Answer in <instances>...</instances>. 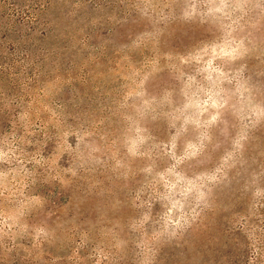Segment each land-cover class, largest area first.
I'll return each instance as SVG.
<instances>
[{
	"label": "rangeland",
	"instance_id": "obj_1",
	"mask_svg": "<svg viewBox=\"0 0 264 264\" xmlns=\"http://www.w3.org/2000/svg\"><path fill=\"white\" fill-rule=\"evenodd\" d=\"M12 1L0 0V264L254 258L264 0H48L33 21L16 12L31 0Z\"/></svg>",
	"mask_w": 264,
	"mask_h": 264
},
{
	"label": "trees",
	"instance_id": "obj_2",
	"mask_svg": "<svg viewBox=\"0 0 264 264\" xmlns=\"http://www.w3.org/2000/svg\"><path fill=\"white\" fill-rule=\"evenodd\" d=\"M27 0H25L24 2H26ZM32 1V4L29 3V4H24L22 8H18V10H16V12L18 13H23L27 16V18L31 21L35 20L36 19V12H38L40 10L41 7H44L46 6V3L48 0H45L44 1V4L42 3L41 4V1L39 0H31ZM20 3V0H13L12 2H9V4H16L18 5ZM43 34V33H42ZM55 54H51L50 57H53ZM21 57L24 59V60H27V53L26 52H23L21 54ZM47 57V52L45 51V49H41V54H38V57L34 60L31 61L30 63V71H29V74H28V77H30L31 79H36V77L38 76H42L40 75L41 74V70H42V66H43V60ZM41 60V65H38V62ZM36 65V66H35ZM35 66V67H34ZM34 67V68H33ZM33 68V70H31ZM26 101H30V99H25ZM53 204L55 206L56 205V201L55 199H53ZM54 207V206H53ZM256 255L254 258H235L233 259L232 261H230L228 264H264V244H263V247H257L256 249ZM78 253V251H77ZM203 253V256L205 257V260L207 261L208 260V256L206 254V252H202ZM262 258V259H261ZM214 261V264H221L219 263V261H217L216 259L213 260ZM221 262V260H220Z\"/></svg>",
	"mask_w": 264,
	"mask_h": 264
}]
</instances>
